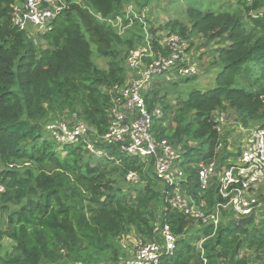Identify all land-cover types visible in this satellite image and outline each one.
<instances>
[{"label": "trees", "instance_id": "obj_1", "mask_svg": "<svg viewBox=\"0 0 264 264\" xmlns=\"http://www.w3.org/2000/svg\"><path fill=\"white\" fill-rule=\"evenodd\" d=\"M22 1L0 0V185L5 188L0 264H118L124 254L119 239L133 232L152 238L158 218L178 236L174 254L160 264H203L202 240L209 264H249L248 251L256 252V264H264V215L256 220L264 211L246 227L225 212L214 231L212 224L164 207L152 161L96 140V133L107 130L111 89L125 80L126 57L143 41L141 24L121 35L105 19L122 14L132 2L142 8L150 0H66L37 43L12 24L13 6ZM237 1L233 10L191 5L189 26L178 19L164 26L183 38L196 33L218 41L214 86L174 91L175 103L157 88L146 94L150 109L163 104L164 116L153 126L156 136L181 153L186 175L181 191L198 203L204 200L207 212L220 198L216 181L201 189L199 163L216 159L219 171L237 155L226 149L227 140L219 149L228 135L220 117L233 116L245 128L264 127V15L253 13L264 3ZM95 55L107 58L108 67H100ZM51 114H74L88 123L95 129L88 140L107 156L90 152L85 140L60 148L45 130ZM131 172L136 182L128 177ZM157 204L163 205L160 215ZM5 238L11 250L3 246Z\"/></svg>", "mask_w": 264, "mask_h": 264}, {"label": "built area", "instance_id": "obj_2", "mask_svg": "<svg viewBox=\"0 0 264 264\" xmlns=\"http://www.w3.org/2000/svg\"><path fill=\"white\" fill-rule=\"evenodd\" d=\"M249 5L256 1L246 0ZM66 0H24L13 6L12 24L25 31L29 37H36L49 31L54 19L67 7ZM256 16L264 15V5L256 11ZM143 7L135 2L128 4L122 14L105 20L119 34H125L137 22L142 26V43L132 49L125 60L126 78L113 85L110 93L109 123L107 130L96 140L105 144H114L119 150L138 156L143 161L153 162V174L164 186L163 203L165 208L182 211L187 217L203 224H212L214 231L220 225L225 212L237 219L264 211V198L259 197L264 181V127H242L246 136L236 156H230L229 162L218 171L217 160L199 163V182L205 190L211 182H217L219 200L209 212L206 202L197 201L194 196L181 191V182L186 175L181 162V153L167 138L156 136L153 126L156 119L164 116L163 108L155 105L149 108L146 94L157 77L171 74L188 76L198 71L191 57L180 49L182 36L175 33L162 39L153 36ZM102 19V17L99 16ZM157 42L156 45L154 42ZM224 116L220 117V121ZM48 135L57 143L72 144L85 140L90 152L106 155L104 149L97 148L88 138L95 131L88 123L76 119H51L45 124ZM128 177L137 181V174L131 172ZM168 187V189H166ZM5 191L0 185V193ZM178 236L168 222L158 218L154 222L152 238H138V245L132 255L120 264H160L165 255L172 256L176 250ZM203 264H209L204 256L203 240L199 242ZM225 264H233L228 262Z\"/></svg>", "mask_w": 264, "mask_h": 264}, {"label": "rangeland", "instance_id": "obj_3", "mask_svg": "<svg viewBox=\"0 0 264 264\" xmlns=\"http://www.w3.org/2000/svg\"><path fill=\"white\" fill-rule=\"evenodd\" d=\"M71 1L80 2L81 0H71ZM191 5L193 7H197L202 10H209V9L233 10L238 6V1L237 0H150L149 4L147 6H144L143 9L148 16L147 22L151 34L159 38L162 37V39L168 36V35H164L163 37L162 35L168 33L167 30L164 29V26L171 19H178L184 21L189 26L191 23L189 21L186 10ZM136 23L137 22H134L131 28H133L136 25ZM182 41L183 43H181L180 45L181 51L184 53V55L190 56L192 58L191 59L192 63L196 64L199 67L200 71L198 75L189 79L186 82H182L181 80H183L184 77H181V75H178L176 73L164 77L162 76L157 77L158 79H161L162 82L159 83L158 86L153 85L154 87L152 86V88H157L160 91V94L162 95L168 92L166 100L171 99L172 103H175L176 101V93H174V91L175 92L180 90L189 91L195 88L208 89L210 87H213L215 84L214 76L217 73V70L220 69L219 66H215L214 64V60L216 59L215 49L219 46L217 40L208 41V39L201 34L191 33L189 37L182 38ZM37 42H38V36L36 37V43ZM94 59L100 67L103 68L108 67L107 58H103L95 55ZM69 115L70 114L66 116H61L58 114L56 115L51 114L48 116V118H46V120L47 121L48 119L51 120L55 116H57V118L55 119L68 120L75 116L74 114L70 116ZM172 118L173 116H171V120ZM221 124H222L221 128L223 130L225 129L228 135H225V139L221 140L222 146L219 148L220 151H223L224 141L227 140L228 145L226 149L229 150V152L231 153L237 152L238 148L245 139L246 132H242L241 125H236L233 116H231L230 121L224 118ZM222 133H224V131H222ZM233 136H236V140L233 138ZM63 147L64 146L62 145V147L60 148L63 149ZM96 155L102 156L98 153H96ZM158 188L160 191L164 190V186L162 185V183L158 185ZM259 192L264 193V181L261 185ZM162 207H163L162 204L159 205L157 204L156 211L159 215L162 211ZM263 215L264 212H262L259 215V217L256 218V220L262 217ZM138 238L139 236L135 232H133L119 239L120 247L123 250L124 254L123 256L120 257V261L118 264H120L124 259L128 258L132 254V252L135 251L138 245ZM3 246L6 247V249L11 250L12 242L9 239L5 238L3 240ZM247 256L249 258L248 261L249 264H256V252L248 251ZM77 264H85V263H77Z\"/></svg>", "mask_w": 264, "mask_h": 264}, {"label": "water", "instance_id": "obj_4", "mask_svg": "<svg viewBox=\"0 0 264 264\" xmlns=\"http://www.w3.org/2000/svg\"><path fill=\"white\" fill-rule=\"evenodd\" d=\"M256 218V213H252L249 216L246 217H242L237 219V223L241 224L242 226L246 227L247 225H249L251 222H253V220Z\"/></svg>", "mask_w": 264, "mask_h": 264}, {"label": "crops", "instance_id": "obj_5", "mask_svg": "<svg viewBox=\"0 0 264 264\" xmlns=\"http://www.w3.org/2000/svg\"><path fill=\"white\" fill-rule=\"evenodd\" d=\"M133 252H134V251H133ZM133 252H132V254H133ZM132 254H131V255H132Z\"/></svg>", "mask_w": 264, "mask_h": 264}]
</instances>
